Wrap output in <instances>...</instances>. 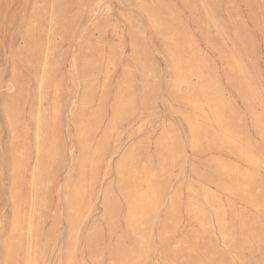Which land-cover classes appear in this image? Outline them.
<instances>
[{"label": "rangeland", "instance_id": "1", "mask_svg": "<svg viewBox=\"0 0 264 264\" xmlns=\"http://www.w3.org/2000/svg\"><path fill=\"white\" fill-rule=\"evenodd\" d=\"M155 1L0 0V264H264V0Z\"/></svg>", "mask_w": 264, "mask_h": 264}, {"label": "bare ground", "instance_id": "2", "mask_svg": "<svg viewBox=\"0 0 264 264\" xmlns=\"http://www.w3.org/2000/svg\"><path fill=\"white\" fill-rule=\"evenodd\" d=\"M158 2H159V0H158ZM158 2L155 1V3H158ZM155 3H154V4H155ZM203 6H204V4H203ZM151 7H152V5H151ZM153 7H154V6H153ZM140 9H141V8H140ZM151 10H152V9H151ZM163 10H165V9H163ZM153 11H155V10L153 9ZM169 11H170V10H169ZM147 12H148V9H147ZM159 12H160V11H159ZM163 12H164V11H163ZM148 13H150V12H148ZM160 13H161V12H160ZM51 16H52V14H51ZM155 16H156V14H155ZM147 17H148V16H147ZM50 18H51V17H50ZM52 20H53V19H52ZM165 24H166V23H165ZM168 25H169V24H168ZM154 26H155V23H154ZM165 26H166V25H165ZM184 26H185V25H184ZM155 27H156V26H155ZM155 27H154V28H155ZM154 28H153V29H154ZM167 28H168V26H167ZM155 29H156V28H155ZM170 29H171V28H170ZM179 31H180V30H179ZM168 33H169V32H168ZM48 35H49V34H48ZM168 38H169V37H168ZM171 40H172V39H171ZM47 41H48V40H47ZM42 44H43V43H42ZM170 44H171V42H170ZM43 45H44V44H43ZM48 46H49V45H48ZM48 46H47V47H48ZM47 47H46V48H47ZM171 47H173V46H171ZM172 49H173V48H172ZM47 50H48V49H47ZM172 54H173V53H172ZM47 55H49V54H47ZM179 56H180V55H179ZM174 57H175V56H174ZM45 60H46V59H45ZM110 65H111V64H110ZM241 65H242V64H241ZM44 66L46 67V65H44ZM239 68H240V67H239ZM45 69H46V68H45ZM45 69H44V71H45ZM240 70H243V69H240ZM44 71H43V72H44ZM244 71H245V70H244ZM232 72H233V71H232ZM42 78H43V77H41V79H42ZM187 78H188V77H187ZM43 79H44V78H43ZM43 79H42V80H43ZM249 80H250V79H249ZM249 82H250V81H249ZM249 82H248V83H249ZM42 84H43V82H42ZM249 84H250V83H249ZM251 84H252V83H251ZM253 84H254V83H253ZM181 85H182V84H181ZM10 86H11V85H10ZM39 87H40V85H39ZM191 87H192V86H191ZM255 87H256V86H254V88H255ZM38 89H39V88H38ZM182 89H183V88H182ZM192 89H193V88H192ZM252 89H253V87H252ZM252 89H251V90H252ZM256 90H257V89H256ZM12 91H13V90H12ZM182 91H183V90H182ZM252 92H253V91H252ZM256 92H257V91H256ZM40 96H41V95H40ZM40 96H39V97H40ZM260 96H261V95H260ZM41 97H42V96H41ZM41 99H42V98H41ZM38 100H39V99H38ZM260 100H261V98H260ZM261 101H262V100H261ZM40 102H41V101H40ZM259 102H260V101H259ZM260 104H261V103H260ZM261 105H262V104H261ZM39 108H40V107H39ZM35 120H36V119H35ZM25 126H26V125H25ZM37 135H38V134H37ZM39 136H40V134H39ZM36 138H37V137H36ZM202 140H203V139H202ZM207 140H208V139H206V141H207ZM207 145H208V144H207ZM39 148H40V147H39ZM233 153H234V152H233ZM35 158H36V157H35ZM68 178H69V177H68ZM46 180H47V179H46ZM47 181H48V180H47ZM94 181H95V180H94ZM74 183H75V182H74ZM94 183H95V182H94ZM94 183H93V184H94ZM120 183H121V182H120ZM70 185H71V184H70ZM88 185H89V184H88ZM80 186H81V185H80ZM93 186H94V185H93ZM80 188H81V187H80ZM38 190H39V189H38ZM41 192H42V191H41ZM32 194H33V192H32ZM79 194H80V193H79ZM67 195H68V194H67ZM71 195H73V194L71 193ZM87 195L90 196V192H89V194H87ZM33 196H34V195H33ZM80 196H81V195H80ZM83 196H84V195H83ZM36 197H37V196H36ZM72 197H73V196H72ZM72 197H71V198H72ZM85 197H86V196H85ZM91 197H92V196H91ZM139 197H140L141 199H143V198H144V194H143V193H139ZM33 198H34V197H33ZM72 199H73V198H72ZM67 200H69V199L67 198ZM70 200H71V199H70ZM67 202H68V201H67ZM73 202H74V199H73ZM85 203H86V202H85ZM148 203H149V202H148ZM150 203H151V202H150ZM74 204H75V203H74ZM76 204H77V201H76ZM88 204H89V203H88ZM80 205L82 206V203H81ZM87 207H88V206H87ZM75 209H76V208H74V210H75ZM79 209H80V208H79ZM72 210H73V209H72ZM80 210H81V209H80ZM29 211H30V210H29ZM89 211H90V210H89ZM88 213H89V212H88ZM78 215H79V214H78ZM78 215L76 214L75 216L78 217ZM82 215H83V214H82ZM84 217H85V216H84ZM73 218H74V217H73ZM73 218H72V219H73ZM29 219H30V217H29ZM79 219H80V218H79ZM83 219H85V218H83ZM19 220H20V219H19ZM70 221H71V220H70ZM75 221H76V218H75ZM221 221H222V220H221ZM29 222H30V221H29ZM78 222H79V221H78ZM78 224H79V223H78ZM71 225H72V224H71ZM71 227H73V226H71ZM71 227H70V228H71ZM73 228H74V227H73ZM76 228H77V227H76ZM29 229H30V228H29ZM74 229H75V228H74ZM18 230H19V227H18ZM71 231H72V228H71ZM75 231H76V230H74V233H75ZM27 232H28V231H27ZM69 233H70V232H69ZM76 234H77V233H76ZM28 235H29V233H27V236H28ZM69 235H70V234H69ZM70 237H71V235H70ZM73 237H74V236H73ZM28 238H29V237H28ZM28 238H27V239H28ZM69 239H70V238H69ZM71 239H72V238H71ZM71 239H70V240H71ZM28 240H29V239H28ZM26 251H27V250H26ZM28 252H29V251H28ZM193 252H194V251H193ZM28 254H29V253H28ZM26 256H27V254H26ZM25 258H26V257H25ZM27 259H28V258H26V260H27ZM26 264H27V262H26Z\"/></svg>", "mask_w": 264, "mask_h": 264}]
</instances>
